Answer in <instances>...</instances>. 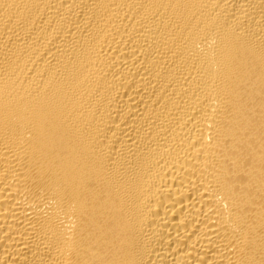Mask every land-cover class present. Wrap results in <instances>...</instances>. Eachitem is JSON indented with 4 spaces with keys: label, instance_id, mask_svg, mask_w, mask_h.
Returning a JSON list of instances; mask_svg holds the SVG:
<instances>
[{
    "label": "bare ground",
    "instance_id": "6f19581e",
    "mask_svg": "<svg viewBox=\"0 0 264 264\" xmlns=\"http://www.w3.org/2000/svg\"><path fill=\"white\" fill-rule=\"evenodd\" d=\"M0 264H264V0H0Z\"/></svg>",
    "mask_w": 264,
    "mask_h": 264
}]
</instances>
